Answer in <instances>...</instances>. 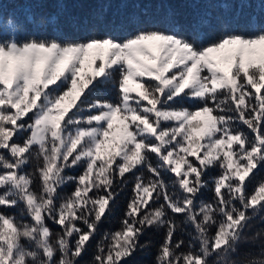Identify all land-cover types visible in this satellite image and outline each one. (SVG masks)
Wrapping results in <instances>:
<instances>
[{
    "label": "snow or ice",
    "instance_id": "1",
    "mask_svg": "<svg viewBox=\"0 0 264 264\" xmlns=\"http://www.w3.org/2000/svg\"><path fill=\"white\" fill-rule=\"evenodd\" d=\"M226 2L0 23V264H264V6Z\"/></svg>",
    "mask_w": 264,
    "mask_h": 264
},
{
    "label": "trees",
    "instance_id": "2",
    "mask_svg": "<svg viewBox=\"0 0 264 264\" xmlns=\"http://www.w3.org/2000/svg\"><path fill=\"white\" fill-rule=\"evenodd\" d=\"M264 6V0H242L237 3V8H243L244 11L260 12ZM222 7L227 10L228 3L226 0H0V23H3L13 15L23 16L25 14L51 15L67 17L72 19L86 18L90 15L111 13L113 15L145 13L155 16H161L164 13L175 12L180 18L190 17L191 15L203 11L206 8L217 9ZM60 35L67 38H78L83 33L76 32L72 29H66ZM102 95H113L111 89L101 93ZM28 171H32L31 168ZM258 173L253 185L256 181L264 178V168L254 170ZM78 174V173H70ZM72 186L69 185L65 190L70 192ZM119 193L116 203L113 206L112 214L100 226V235L97 236L99 241L105 232L115 231L120 226L127 204L132 196V182L129 180L127 186L117 188ZM210 195V194H207ZM55 228V226H53ZM264 228L259 220L254 221L252 232ZM162 239V232H149L142 237L141 243L148 242L149 250L135 253L127 259V264H153L156 254V247ZM95 243L89 248L88 252L83 256L80 264H91L92 257L95 253Z\"/></svg>",
    "mask_w": 264,
    "mask_h": 264
}]
</instances>
